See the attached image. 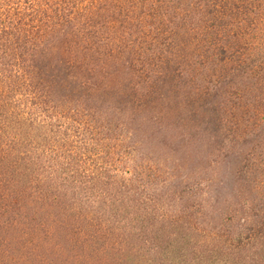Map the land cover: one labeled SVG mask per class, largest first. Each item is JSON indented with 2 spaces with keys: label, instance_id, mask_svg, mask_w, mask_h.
Here are the masks:
<instances>
[{
  "label": "trees",
  "instance_id": "trees-1",
  "mask_svg": "<svg viewBox=\"0 0 264 264\" xmlns=\"http://www.w3.org/2000/svg\"><path fill=\"white\" fill-rule=\"evenodd\" d=\"M94 96L101 104L113 98L116 111L150 123L167 118L184 135L193 131L191 141L215 160H232L235 190L209 232L196 213L184 223L194 207L166 209L161 194L145 191L143 199L188 243L202 240L223 258L252 248L264 257V0H0L5 187L22 164L64 179L67 172L57 170L62 145L81 155L86 182L79 183L89 189L106 194L107 184L134 181L113 163L86 165L107 153L104 143L79 136L85 124L77 115ZM92 129L86 126L90 136ZM45 140H53L49 149ZM55 140L62 145L53 148ZM77 174L73 168L75 183ZM7 200L0 195V206ZM163 249L177 250L170 255L178 264L207 259L186 254L178 241Z\"/></svg>",
  "mask_w": 264,
  "mask_h": 264
},
{
  "label": "rangeland",
  "instance_id": "rangeland-1",
  "mask_svg": "<svg viewBox=\"0 0 264 264\" xmlns=\"http://www.w3.org/2000/svg\"><path fill=\"white\" fill-rule=\"evenodd\" d=\"M112 100L101 104L94 96L81 105L83 112L77 117L85 127L79 136L107 147V153L90 157L86 165L95 170L113 163L128 169L134 181L120 188L118 183L107 184L106 194L89 189L88 183H79L86 182L80 172L81 155L55 140L53 148L62 145L57 148L62 156L57 167L63 164L57 170L67 172L64 179H53L47 169L29 164H22L20 176L7 178L6 187L5 176H0V195L8 199L0 206V264H174L170 254L175 257L177 250L163 249L174 241L183 244L186 254L207 257L201 264H264L260 251L253 254L257 248L223 258L210 244L188 243L181 231L157 220V207L143 199L144 191L161 194L166 209L171 204L180 208L182 203L183 208L194 207L184 223H193L196 213L207 224L205 229H212L211 217L232 199L234 163L227 158L215 160L193 143L188 134L194 136L193 131L184 135L167 118L150 123L134 113L122 114ZM87 125H93L92 136ZM52 141L41 145L49 149ZM73 168L78 172L76 183ZM197 206L202 207L201 213L196 212ZM210 257L216 259L210 262Z\"/></svg>",
  "mask_w": 264,
  "mask_h": 264
}]
</instances>
